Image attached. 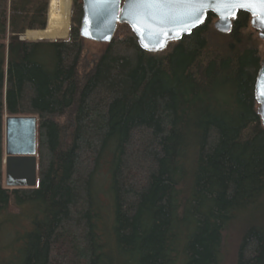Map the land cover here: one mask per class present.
Wrapping results in <instances>:
<instances>
[{
  "label": "trees",
  "instance_id": "trees-1",
  "mask_svg": "<svg viewBox=\"0 0 264 264\" xmlns=\"http://www.w3.org/2000/svg\"><path fill=\"white\" fill-rule=\"evenodd\" d=\"M69 4L0 0V214L11 228L21 204L37 211L18 250L2 241L12 232L0 236V264H219L234 230L235 264H264V127L253 93L263 53L250 16L239 12L222 34L208 13L159 53L118 24L84 70L82 0H72L67 40L29 39L46 11L45 30L49 21L66 35ZM9 116L36 118L35 187L4 185ZM105 151L110 231L93 182Z\"/></svg>",
  "mask_w": 264,
  "mask_h": 264
},
{
  "label": "water",
  "instance_id": "water-1",
  "mask_svg": "<svg viewBox=\"0 0 264 264\" xmlns=\"http://www.w3.org/2000/svg\"><path fill=\"white\" fill-rule=\"evenodd\" d=\"M246 0H194L167 8H148L136 0H116L101 4L99 0H82L79 34L82 39L108 44L112 41L118 24H126L137 39L139 47L148 53H159L169 43L204 23L208 13L214 15L213 28L228 33L239 12L250 16L249 24L263 42L264 15L258 4L256 10L241 8ZM47 26V21L45 28ZM44 28V29H45ZM43 30V29H41ZM27 31V30H26ZM24 31L23 33H25ZM17 35L19 40L22 34ZM67 40V39H66ZM24 41V40H23ZM254 99L257 114L264 127V58L254 82ZM4 181L9 188H32L36 186V118L33 116H9L4 119Z\"/></svg>",
  "mask_w": 264,
  "mask_h": 264
},
{
  "label": "rangeland",
  "instance_id": "rangeland-1",
  "mask_svg": "<svg viewBox=\"0 0 264 264\" xmlns=\"http://www.w3.org/2000/svg\"><path fill=\"white\" fill-rule=\"evenodd\" d=\"M70 2L71 4H69L68 29H67L66 35L60 36L61 32L59 30H57L56 28H49V25H48V28H47V30L49 29L48 34L42 35L41 37L37 35V39H39L38 41H43V39L44 40H60V39H66V37L69 36L68 31H69V26H70V12H71L72 0H69V3ZM46 3L48 6V0H46ZM46 21H47V11H46ZM213 22H212V28H213ZM251 30L254 32L253 29ZM104 44L105 43H96V42L85 40L83 43L82 60L80 62V67L84 68V70L85 69L88 70L89 68H91V66H93L94 64L95 58L103 50ZM262 48H263V42L261 44V49ZM263 58H264V55H263ZM110 158H111L110 152L105 151L101 160L99 161V166H98V169L96 170V173L93 179L96 193L100 194L98 198L99 208L96 210L99 217L106 218L107 217L106 214L109 215V208H110L109 225H108L109 231L111 230L112 219H113L112 218L113 217L112 216L113 199H112L111 194L109 193L110 175L108 178ZM108 179H109V182H108ZM107 184H108V187H106ZM4 185H5V181H4ZM106 205H108L109 208ZM20 209L22 211L21 212L22 216L21 218L20 217L13 218V225L11 224V228L8 227L6 223L8 220V215L5 213L0 214V236H2L6 231H10L13 233L11 234L10 238L7 237L8 239L2 240L12 245L13 250H18L20 248L22 244V237L31 230L32 220L34 219L37 213L36 209H34L32 205H29L26 203L21 204ZM105 231H106V228H105ZM239 239H240V234L238 233L237 230L232 231L228 235L227 240L225 241V248L221 255L219 264H235Z\"/></svg>",
  "mask_w": 264,
  "mask_h": 264
},
{
  "label": "snow or ice",
  "instance_id": "snow-or-ice-1",
  "mask_svg": "<svg viewBox=\"0 0 264 264\" xmlns=\"http://www.w3.org/2000/svg\"><path fill=\"white\" fill-rule=\"evenodd\" d=\"M112 2L114 3L116 0H112ZM136 2L148 8H167L179 4L192 3L194 0H136ZM200 2L202 3L203 0H200ZM99 3L106 4L109 3V0H99ZM253 4H258L261 14L264 15V0H246V2L240 3V7L255 11Z\"/></svg>",
  "mask_w": 264,
  "mask_h": 264
},
{
  "label": "crops",
  "instance_id": "crops-1",
  "mask_svg": "<svg viewBox=\"0 0 264 264\" xmlns=\"http://www.w3.org/2000/svg\"><path fill=\"white\" fill-rule=\"evenodd\" d=\"M49 25V24H48ZM46 31V30H45ZM42 32H44V31H31L29 34V38H30V40H33V41H38L39 39H37V36L36 35H40ZM32 34H35V36L34 35H32Z\"/></svg>",
  "mask_w": 264,
  "mask_h": 264
},
{
  "label": "bare ground",
  "instance_id": "bare-ground-1",
  "mask_svg": "<svg viewBox=\"0 0 264 264\" xmlns=\"http://www.w3.org/2000/svg\"><path fill=\"white\" fill-rule=\"evenodd\" d=\"M49 2H50V0H49ZM70 4H71V2H70ZM49 9V8H48ZM48 18H49V16H48ZM48 24H49V21H48ZM46 29V28H45ZM45 29H43V30H39V31H44ZM27 32V31H26ZM25 32V33H26ZM68 35H69V31H68ZM68 37V36H67ZM67 37H66V39H67ZM25 40V39H24ZM44 40V39H43ZM60 40H65V39H60ZM28 41V40H27ZM50 41H54V40H50Z\"/></svg>",
  "mask_w": 264,
  "mask_h": 264
}]
</instances>
